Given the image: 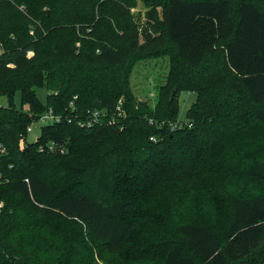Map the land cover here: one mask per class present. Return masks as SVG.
Returning a JSON list of instances; mask_svg holds the SVG:
<instances>
[{"label": "trees", "instance_id": "trees-1", "mask_svg": "<svg viewBox=\"0 0 264 264\" xmlns=\"http://www.w3.org/2000/svg\"><path fill=\"white\" fill-rule=\"evenodd\" d=\"M161 57L144 107L130 74ZM0 98V264H264V0H0Z\"/></svg>", "mask_w": 264, "mask_h": 264}, {"label": "rangeland", "instance_id": "rangeland-1", "mask_svg": "<svg viewBox=\"0 0 264 264\" xmlns=\"http://www.w3.org/2000/svg\"><path fill=\"white\" fill-rule=\"evenodd\" d=\"M146 12L145 8L143 7L141 2H138L137 6L131 10L132 15L134 16L135 21L139 22L141 31L145 29V15ZM144 23V24H143ZM32 54H28V56H31ZM169 70V63L168 59L166 57L161 58H154V59H148L143 60L137 63L134 68L132 69V72L130 74L129 84L130 88L135 96V98L138 101L145 102L150 108L154 107L156 103L157 98V89L160 85H162L166 79L167 73ZM35 96L40 102L41 105H46V97L47 92L44 88H36ZM195 101V94L193 93H186L182 92L178 96V122L182 123L187 120L186 118V112L190 108V106ZM14 105L17 109H20V100L19 97L16 96L14 98ZM22 111L27 110V106H25ZM32 132L27 134L26 140L28 143L35 142L41 135V130L46 124H42L41 122L33 123L32 125ZM155 203V202H154ZM151 204L153 211L156 209L157 205L160 203L153 204V201L151 200L148 202L147 207ZM1 205V204H0ZM23 217L27 218L26 220L32 219L31 214L29 212L23 214ZM37 221L40 220V218L35 217ZM33 220V219H32ZM31 220V221H32ZM160 228H163L162 224H159ZM50 227L55 228L56 231L54 232L55 235L61 234V235H85L83 227L81 225H78L73 222H59L57 220H53L50 222ZM172 228V224H170L166 231L167 234L161 235L162 241L159 239V242L156 243L159 247L157 249L161 250L164 245L167 243H170L174 236L169 235V231ZM148 230L156 231L153 225H149ZM148 235H143V237H146ZM147 241H153L152 239H147ZM147 243V242H145ZM154 242H149L147 245H152ZM150 247V246H147ZM164 249V248H163ZM126 248L123 252L127 251ZM122 252V253H123ZM123 258H127V255H122ZM140 259H143V256H140ZM120 264H136L134 261H121ZM103 264H108L103 262Z\"/></svg>", "mask_w": 264, "mask_h": 264}, {"label": "built area", "instance_id": "built-area-1", "mask_svg": "<svg viewBox=\"0 0 264 264\" xmlns=\"http://www.w3.org/2000/svg\"><path fill=\"white\" fill-rule=\"evenodd\" d=\"M2 99V102H1ZM4 106H6V102L3 98H0V108H3ZM99 119V113L98 112H94L92 114V118L87 120L85 123H81L80 125L83 126H87V127H91L95 124H97ZM60 121V117L57 115H54L51 111H48L47 113L43 114L38 120L37 122H41L42 124H48V123H52V122H59ZM172 128H174L173 125H171ZM27 134L32 132V126H28L26 129ZM153 140V139H152ZM20 146H23V140L20 141ZM4 152V149L2 146H0V154Z\"/></svg>", "mask_w": 264, "mask_h": 264}, {"label": "water", "instance_id": "water-1", "mask_svg": "<svg viewBox=\"0 0 264 264\" xmlns=\"http://www.w3.org/2000/svg\"><path fill=\"white\" fill-rule=\"evenodd\" d=\"M1 102H2V99H1ZM138 104H139V105H142V106H144V107L147 106V104H146L145 102H141V101H138Z\"/></svg>", "mask_w": 264, "mask_h": 264}]
</instances>
